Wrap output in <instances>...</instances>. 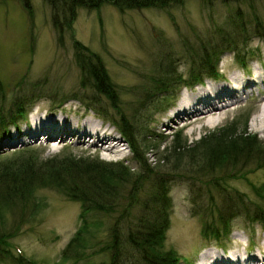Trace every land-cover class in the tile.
I'll list each match as a JSON object with an SVG mask.
<instances>
[{
	"label": "rangeland",
	"instance_id": "obj_1",
	"mask_svg": "<svg viewBox=\"0 0 264 264\" xmlns=\"http://www.w3.org/2000/svg\"><path fill=\"white\" fill-rule=\"evenodd\" d=\"M237 13H242V17L235 21L248 28V33H242L239 26H234L232 19ZM75 14L71 34L66 24L54 26L51 9L44 0H0V113H8L16 103L25 101L26 111H29L28 116L25 115L27 120L25 117L18 119L16 126L9 124L0 133V163L17 161V164H25L33 154L38 161L34 162L35 167L41 169L43 167L38 163L53 157L123 161L134 172L130 180L135 182V202L145 201V195L152 193L153 178L166 179L171 208L162 242L164 249L174 250L182 257L178 264L196 261L206 249L215 250L211 245L216 246L219 253H222L221 248L241 252L243 245L251 247L249 233L255 234L257 241L264 235V226L258 222L250 224L237 212L229 214L231 229L221 241L209 240L203 235L206 224L212 223L218 214L212 207L218 205L220 209H228L227 204L232 201L221 197L207 178L199 174L196 164L186 163L187 158L173 164L169 151L177 131L182 135L181 144H193L208 132L227 127V131H235L238 135L244 131L254 137L257 147L252 155L258 152L264 156V132L251 126L258 115L259 104L243 97L240 106L225 114L208 116L190 124L186 122L187 117L170 121V115L180 96L198 88V85L183 87L186 81H195L192 80L194 74H200L205 82H214L210 78L213 75L206 72V64L215 54L219 53L217 65L226 77L236 69L243 70L242 63L261 65L264 37L256 32L252 15H258L264 22V0H184L167 8L151 6L126 10H119L112 3H102L93 10L78 8ZM246 34L250 37L243 41L242 36ZM75 42L87 50L80 51ZM77 50L99 56L118 95L115 102L120 105V114L94 86L81 85L84 78ZM249 50L255 57L249 59ZM237 54L243 57L248 54L245 62L236 61ZM154 78L161 82L159 86L154 85ZM163 83L172 87L157 93V98L151 97L150 91ZM169 98L172 100L167 102ZM157 100L160 107H154ZM88 104L92 108H88ZM100 111L108 119L111 116L119 120L123 116L141 158L151 167L148 178L141 175L143 162L134 159L127 142L110 120L98 114ZM38 115L52 121L64 119L78 126L85 120L94 121L121 144L111 148L112 144L102 145V140L95 137H84L80 141L68 131H48L51 136L40 131L34 136L25 133L30 119ZM251 160L255 159L245 156L240 161L244 164L239 167L244 171L251 169V172L242 179L227 181L229 188H237L249 197L244 196L247 201L256 199L249 182L264 183V165L256 169ZM245 163L248 165L244 166ZM32 171L30 168V173ZM35 177L39 180L30 182L33 194L29 197L36 199V203L38 200V206L32 212L28 198L12 199L4 210L0 232L11 233L13 254L26 255L39 264H75V260L63 261L60 256L81 226L82 203L66 196L63 187L50 183L46 177ZM129 192L119 194L121 200L126 199ZM146 204L150 202L147 200ZM255 204L253 209H256ZM136 207V203L131 207L132 216ZM159 210L161 206L155 205V211L160 213ZM92 215L101 223L97 225L96 238H93L96 243L105 238L113 219L110 215L93 212L87 213L86 217L90 220ZM96 245L84 252L82 264L109 263L110 252L100 250L102 242ZM120 245L122 253L126 251L130 259L129 264H143L124 248L122 239ZM119 264H122L121 259Z\"/></svg>",
	"mask_w": 264,
	"mask_h": 264
},
{
	"label": "trees",
	"instance_id": "obj_2",
	"mask_svg": "<svg viewBox=\"0 0 264 264\" xmlns=\"http://www.w3.org/2000/svg\"><path fill=\"white\" fill-rule=\"evenodd\" d=\"M44 1L51 9L54 26L57 27L60 24H66L68 30L73 34L72 23L76 15L75 10L78 8L93 10L101 6L102 3H112L118 7L119 10L138 9L151 6L167 8L169 6L172 7L174 4H181L184 0ZM252 16L255 28L258 29L256 32L264 37L263 18L260 19L258 15ZM241 17L242 13L235 14V18L234 20L232 19V22L234 26H239L240 32L248 33V28H245L241 22L238 23V21H235L237 18L239 19ZM242 37L243 41H247L250 36L246 34ZM75 43L76 48L78 47L81 49L80 51L83 49L87 50L80 45L79 42ZM76 53H79L81 56L79 62L81 65L82 78H84V81H81V85L84 87L94 86L100 94L110 100L113 109L120 114V105L118 102H115L116 96L118 97V95L115 93L114 86L109 80V76L99 56L89 52L87 54L85 51L80 53L78 50ZM218 56L219 53L215 54L213 56L214 58L206 64V72H208L207 74L209 76L215 74V64ZM236 56L241 55L237 54ZM199 78H201L200 74H194L192 80H197ZM154 80V85L159 86L161 82L156 78H154ZM165 85L166 84L163 83L160 87L152 89V91H150L151 97H154V95L156 97L157 93L167 91L172 87V85ZM27 101L30 102L31 98ZM25 103L26 101L16 103L14 108L7 111L8 113H0V133L5 130L9 124H15L17 120L20 119L26 110L24 106ZM87 107L92 108L89 104ZM154 107H160L158 100ZM95 110L98 112L97 108H95ZM98 114L108 119L105 113H101L100 111ZM146 116L149 118L148 113ZM108 120H110L121 132L129 145L130 152L134 159L138 162H143L141 175L144 178H148L151 167H148L141 158L133 133L130 131L123 116L121 115L119 120L109 116ZM226 129L227 127L210 131L196 140L193 144H187L185 142L181 144L180 142L183 140L182 135L177 131L173 135L174 145H172L169 151L170 159L172 158L173 164H177L179 161L187 158L188 160L186 163L190 164V166H195L194 164H196L199 174L207 178V182L213 186L221 197L230 202L232 201V203L227 204L228 209H220L218 205H214L212 209L216 208L218 214L216 218L213 219V222L206 224L208 225L207 228L205 227L204 230H202L205 237L215 241H221L222 238L228 234L231 225L229 214L232 215L234 212H237V215L246 217V220L250 222V224L258 222L264 225V183L258 185L249 182L256 197L255 200L251 199L253 202L250 200L247 201L244 197L246 195L237 188H229L227 185L228 179H242L247 173L251 172V169L244 171L239 168L244 164L240 161L243 160L245 156H247L248 159H255L251 161L255 163L254 168L256 169L259 167L262 168L264 165V156L261 157L258 152L255 153L256 155H252L254 151L256 152L255 149L257 147H255L257 144L254 137H251L244 131L238 135L237 132L231 130L227 131ZM33 155H30V161H26L25 164H17V161L13 164H11V161L0 163V226L4 223V210L15 197L21 198L23 196L24 198H28V201L34 202V204H30L31 202L28 203L32 212H34L35 206H38L39 203L38 200L36 203V199L34 201L30 198L33 194V186L29 187V185L31 181H35L36 183L39 178L36 179L35 175H39L40 177H46L48 181L50 180V183L53 182V184L63 187L66 196L82 203L83 212L80 214L81 226L69 240L65 249L62 250L60 257L63 261H65V259H73V261L75 260V264H82L81 261L83 260L84 252L87 249H94L95 246L97 247L96 243L99 244L102 242L100 250L110 252L108 264H119L120 259L122 260V264H129L128 261L130 259L126 251L122 253L121 250L120 241L122 239L124 248L129 250L131 254L137 256L136 261L140 260L143 264L178 263L179 259L176 258L172 251L164 249L162 242L168 228L169 211L171 208L166 179L153 178L150 188L152 193H150V195H145V201L135 202V193H133L135 182L130 180L134 172L130 171L128 168L129 166L124 164L123 161L107 162L81 157H64L60 159L53 157L38 163V165L43 167L41 169L35 167L37 165H35L36 163L34 162L37 160ZM245 164L244 166L248 165L247 163ZM30 168L33 170L31 172L32 174L30 173ZM39 170L41 171L40 173H35V171L38 172ZM126 190H128V192L130 190V192L126 199L121 200L119 194H122V192ZM137 200L139 201V197H137ZM147 200L150 204H146ZM134 202L137 207L136 213L132 216L130 211L132 205L135 204ZM252 203L257 204H255L256 209H253L254 204ZM155 205L161 206V211L159 210L160 213L155 211ZM225 211L228 212V215ZM92 212L94 214L104 213L110 215L113 219L105 238L96 241V243H93V238H96L98 226L101 223L95 220L93 215L90 217V220L86 217L87 213L90 214ZM31 215L30 213V216ZM157 219L160 221L156 222ZM3 229L5 230V227ZM10 237V232H6V230L0 232V264H39L36 260L26 255L13 254V249L11 248L13 245L10 244ZM4 258L5 260L3 261ZM5 261H8V263H5Z\"/></svg>",
	"mask_w": 264,
	"mask_h": 264
},
{
	"label": "bare ground",
	"instance_id": "obj_3",
	"mask_svg": "<svg viewBox=\"0 0 264 264\" xmlns=\"http://www.w3.org/2000/svg\"><path fill=\"white\" fill-rule=\"evenodd\" d=\"M247 73L244 75L231 72L228 77L224 75L222 81H203L198 83V88L190 90L185 95L180 96L174 107L171 108L172 118L170 121L186 118L187 124L193 121L205 119L208 116L226 113L227 110L241 105V101L245 97L259 104L258 115L253 119L251 126L257 131L264 132V65L254 64L248 67ZM257 90V94L253 93ZM216 116V122L218 117ZM169 118V116H168ZM190 120V121H189ZM210 121H208L209 123ZM58 131H68L72 137L83 141L84 137H95L102 140V145L108 142L112 144L111 148L120 146V142L112 139L106 128H102L98 123L85 120L81 126L76 123L67 122L64 119H56L55 121L45 119L43 115L33 117L32 121L25 133L35 134L40 132L49 133ZM49 131V132H48ZM49 136L51 134L49 133ZM63 137V136H62ZM86 139V138H85ZM121 149V148H120ZM258 238V237H257ZM202 251L196 261L192 264H264V235L257 240L255 248H249L243 245V249L239 252L237 249L232 251L221 248L222 253L216 251L217 247ZM248 247V248H247Z\"/></svg>",
	"mask_w": 264,
	"mask_h": 264
}]
</instances>
